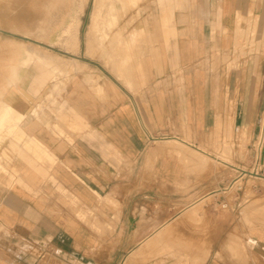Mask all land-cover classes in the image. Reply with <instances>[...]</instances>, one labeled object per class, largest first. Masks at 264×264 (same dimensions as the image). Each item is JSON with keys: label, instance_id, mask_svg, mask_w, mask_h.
Instances as JSON below:
<instances>
[{"label": "crops", "instance_id": "1", "mask_svg": "<svg viewBox=\"0 0 264 264\" xmlns=\"http://www.w3.org/2000/svg\"><path fill=\"white\" fill-rule=\"evenodd\" d=\"M159 7L138 96L76 75L48 128L58 62L32 59L34 84L21 7L0 4V264H264V183L241 161L264 114V0Z\"/></svg>", "mask_w": 264, "mask_h": 264}, {"label": "rangeland", "instance_id": "2", "mask_svg": "<svg viewBox=\"0 0 264 264\" xmlns=\"http://www.w3.org/2000/svg\"><path fill=\"white\" fill-rule=\"evenodd\" d=\"M2 1L4 2L2 3ZM52 1L0 0V4L21 7V17L24 20L23 28H25L23 30L25 36H23L21 43H23L22 45L26 50L38 55L37 58L45 62H50L51 59L54 61L53 58L56 59V63L58 62V67H54L57 70L54 79L47 81L44 86L38 85L36 81L37 77L40 76V70L33 64L34 59L25 66L34 70L35 80L32 79L34 84L43 87V89L46 88L47 91L50 86H55L58 89L59 94H48L46 99L43 100L41 108H39V114L41 113L45 116L44 119L48 120L47 127H50V116L58 113L56 108L58 105L60 106L61 91L76 75L83 76L87 85L93 89L101 86L106 88V92L116 91L123 95L137 97L147 85V62H145V59L155 56L157 53V47L152 44V30L145 29V27L147 25L151 26L154 22L166 27L170 21L166 12L168 7L161 14L159 13L160 0H124L125 6L122 11L119 10L116 24L110 26L106 20L108 0H75L71 9V20L65 22L66 26L69 23L71 26L67 29L64 27L61 30L63 33L56 36L47 35L48 37L41 39H39L40 35L37 34L28 36L26 30L30 31L31 27L41 28L43 22L50 18L47 16L51 14H56L58 17L55 18L54 22H51L52 26H55V23H62V14L66 15L67 9L63 7L55 11H48V5ZM97 16L99 19H97ZM49 27L53 28L50 25ZM138 31L143 32L139 33ZM130 41L131 44L129 45ZM40 42L55 44L41 45ZM53 64L55 65V63ZM60 107H58L59 111L65 112L66 109L63 110V107ZM54 109L55 111L51 115L50 110ZM68 113L70 112L68 111ZM54 117H58V120L62 123H67L69 117L73 118L69 115L68 118H64L60 112L58 116ZM263 119L264 114L259 122L257 132L254 135L251 134L250 140L248 142L245 140L243 144L244 151H246L244 156L246 154L247 157L241 159V161L246 162L244 164L246 166L245 170L255 173L246 176L250 183H264V159L262 160L264 156V135L262 136L261 133ZM226 144L224 143L223 152L227 151ZM240 144L230 143L229 147L236 149V146H240ZM259 148L262 150L261 158L258 156ZM228 151L233 152L229 149ZM214 156H212L214 160L208 159L212 164L219 165L221 160L230 162V159L226 158L224 153L223 155L215 153ZM204 157L210 158L211 154ZM253 196L254 191H250V199Z\"/></svg>", "mask_w": 264, "mask_h": 264}, {"label": "bare ground", "instance_id": "3", "mask_svg": "<svg viewBox=\"0 0 264 264\" xmlns=\"http://www.w3.org/2000/svg\"><path fill=\"white\" fill-rule=\"evenodd\" d=\"M74 1L75 0H53L52 2H50L48 5V11H55V10H57L59 8H63V7H65L67 9L66 15L62 14V23L61 24L55 23V26H52L51 22H54L55 18H58V17L56 14H54V15L51 14V15L47 16L50 18H48L47 21L43 22V25L41 28L35 29L34 31H27L26 34L27 35H34V34L40 35L39 39L44 38V37H48V36H50V32H51V30L49 29L50 28L49 25L54 28V30L52 31V34H51L52 36H56L59 33H63V32H61V30L64 27H66V29H67L71 26L70 23L66 26L65 22H70V20H71V17H72L71 16V9L74 6ZM108 2H109L108 5H106L107 6L106 7V11H107L106 20L108 21V25L111 26V25L116 24L117 18L119 17V10L122 11L124 9L125 2H124V0H108ZM134 5H135V2H134ZM102 7H104V5H102ZM63 19H64V21H63ZM55 28H57V29H55ZM37 57H39V56L35 55L33 52L25 54L21 60V66L25 67L26 65H28L32 61V59H36V60L38 59L37 61H39L40 63L43 62V60H41ZM19 116H20V118H22L21 115H19ZM16 119L18 120L17 116L15 117L14 120H16ZM262 122H263L262 123L263 127L261 129V133L263 136L264 135V119ZM259 147H260V145H259ZM43 153H44V155H46L45 151H43ZM258 156H260V158L262 157V150L260 148L258 150Z\"/></svg>", "mask_w": 264, "mask_h": 264}]
</instances>
